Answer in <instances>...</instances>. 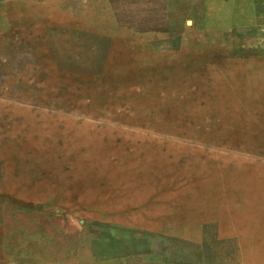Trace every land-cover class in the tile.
I'll list each match as a JSON object with an SVG mask.
<instances>
[{
    "label": "rangeland",
    "instance_id": "374dc122",
    "mask_svg": "<svg viewBox=\"0 0 264 264\" xmlns=\"http://www.w3.org/2000/svg\"><path fill=\"white\" fill-rule=\"evenodd\" d=\"M0 264H264V0H0Z\"/></svg>",
    "mask_w": 264,
    "mask_h": 264
}]
</instances>
